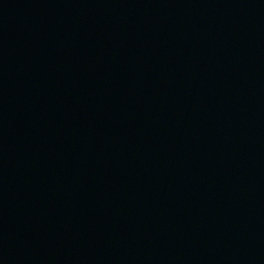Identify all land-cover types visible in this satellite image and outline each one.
<instances>
[{"label":"water","instance_id":"obj_1","mask_svg":"<svg viewBox=\"0 0 264 264\" xmlns=\"http://www.w3.org/2000/svg\"><path fill=\"white\" fill-rule=\"evenodd\" d=\"M0 264H264V0H0Z\"/></svg>","mask_w":264,"mask_h":264}]
</instances>
